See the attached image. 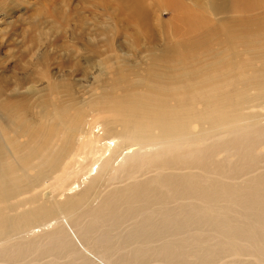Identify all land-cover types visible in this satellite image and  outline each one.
Segmentation results:
<instances>
[{"label": "bare ground", "instance_id": "1", "mask_svg": "<svg viewBox=\"0 0 264 264\" xmlns=\"http://www.w3.org/2000/svg\"><path fill=\"white\" fill-rule=\"evenodd\" d=\"M119 1L144 63L0 89V264H264V0Z\"/></svg>", "mask_w": 264, "mask_h": 264}, {"label": "rangeland", "instance_id": "2", "mask_svg": "<svg viewBox=\"0 0 264 264\" xmlns=\"http://www.w3.org/2000/svg\"><path fill=\"white\" fill-rule=\"evenodd\" d=\"M119 2L0 0V89H6V94L13 89L17 97L26 96L32 103L37 98L50 100L47 79L41 76L46 70L54 80L71 83V95L87 96L85 92L96 83L98 65L116 72L124 65L144 63L151 42L161 43L158 32L170 14L159 9L164 26L151 20L150 36L142 30L141 15L133 21L131 5ZM56 97L64 100L66 94L56 93Z\"/></svg>", "mask_w": 264, "mask_h": 264}]
</instances>
